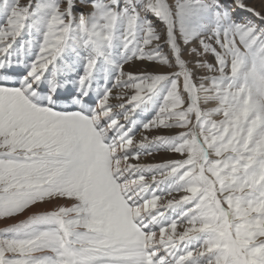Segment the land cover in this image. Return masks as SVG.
Wrapping results in <instances>:
<instances>
[{"label": "snow or ice", "instance_id": "obj_1", "mask_svg": "<svg viewBox=\"0 0 264 264\" xmlns=\"http://www.w3.org/2000/svg\"><path fill=\"white\" fill-rule=\"evenodd\" d=\"M0 224V264H264V0H0Z\"/></svg>", "mask_w": 264, "mask_h": 264}, {"label": "rangeland", "instance_id": "obj_2", "mask_svg": "<svg viewBox=\"0 0 264 264\" xmlns=\"http://www.w3.org/2000/svg\"><path fill=\"white\" fill-rule=\"evenodd\" d=\"M22 3H26L27 0H21ZM4 225L3 224H0V227H3Z\"/></svg>", "mask_w": 264, "mask_h": 264}, {"label": "bare ground", "instance_id": "obj_3", "mask_svg": "<svg viewBox=\"0 0 264 264\" xmlns=\"http://www.w3.org/2000/svg\"><path fill=\"white\" fill-rule=\"evenodd\" d=\"M145 160H150L151 158H144Z\"/></svg>", "mask_w": 264, "mask_h": 264}]
</instances>
